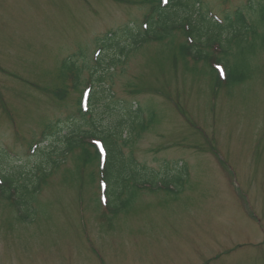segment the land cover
<instances>
[{
    "label": "rangeland",
    "instance_id": "obj_1",
    "mask_svg": "<svg viewBox=\"0 0 264 264\" xmlns=\"http://www.w3.org/2000/svg\"><path fill=\"white\" fill-rule=\"evenodd\" d=\"M201 1L223 48L206 45L209 60L182 55L183 28L173 43L132 47L121 30L137 31L149 0H0V167L20 170V185L42 180L21 207V189L0 194V264H264V0ZM238 9L248 22L231 26ZM114 33L122 53L107 49ZM215 58L231 68L229 85L216 84ZM79 67L82 83L73 87L68 73ZM92 72L94 80L109 74L92 81L93 92L105 88L115 101L95 109L100 129L122 119L130 135L125 108L144 110L123 147L140 165L107 208L98 203L97 162L83 160L81 148L62 156L60 134L40 140L49 123L70 132L74 115L89 127L76 111ZM50 146L64 159L44 180L36 154Z\"/></svg>",
    "mask_w": 264,
    "mask_h": 264
},
{
    "label": "trees",
    "instance_id": "obj_2",
    "mask_svg": "<svg viewBox=\"0 0 264 264\" xmlns=\"http://www.w3.org/2000/svg\"><path fill=\"white\" fill-rule=\"evenodd\" d=\"M199 6H201L200 0H170V3L164 6H162L160 0H149V10L145 19L149 25V28L147 30H142V28H140L138 29V31H133L130 26H128L123 30V35L129 37L131 41L130 44L132 46H140L143 45L144 42L149 41L169 40L171 43H173L175 31L179 28L184 29V25L187 23L192 26L191 31H184V34L196 38V43L190 44L188 42H183L180 46V51L182 55L186 57L195 51L194 55L196 59L205 58L208 60L210 59V54L205 51V49H202V47L206 46V44L210 45V43L218 42L220 38L215 37V32H213L214 34L212 33V30H214L215 28L213 27V25L208 24L210 23V21L204 13H201V8L199 9ZM227 19H231L229 15H227ZM246 23L247 21L245 19L244 14L242 13V11H238L236 14V23L231 24V26L238 24L245 25ZM221 30L222 32H219L217 34V36L219 37L224 34L225 28H220L218 31ZM110 38L111 39H108L107 41L108 48H113L115 49V51L119 50V52H123V50L126 49L124 46L121 47L120 37ZM217 61L224 63L226 67H229L227 61H223L222 59H217ZM116 63L117 61L116 59H114L111 61L110 65H116ZM229 70L231 71L230 67ZM213 72L215 73V76L218 77L216 81L220 83L219 75H217L214 70ZM70 73L74 74V80H72L75 84V87H78V85H80L81 83V68L79 67L76 70V73ZM108 76V73H99L95 81H97L98 83L106 82ZM91 77L93 78V74H91ZM226 82L229 85V75ZM233 82H237L236 77L233 79ZM106 92L107 91L105 88H102V90H94V92H92L91 110L89 112H84L82 110L81 99H79L78 112L80 113L82 118L88 120L87 124H89V127H87L86 129H83V125H81L80 122L76 121L75 116H73L72 118V127L70 129V132L61 134L62 130H54L52 125H49L47 129H49L50 132L59 130L57 131L58 133L55 132L53 134H60L61 138L65 139V146L60 151V154L62 156L66 155L70 151H73L74 149L81 148L83 151L81 158L83 160L87 159L90 161L97 162L98 167L100 164L99 152L94 143L89 142L88 139L97 138L101 139L105 143L108 153L106 162V179L109 183L108 195L109 197L113 198L112 203H114V201H116L120 196V184L123 183L124 185H127L129 178H132L131 167L137 165V162L133 156L125 155L123 147L128 146L132 142V133L137 128V124L139 125L142 109H128L123 107L126 109L125 112L128 116V119L131 121L129 127L130 135H124L125 131L123 129V125L125 120L122 119L119 121L118 126L116 127L100 129L98 126V122H96L95 120L94 112L97 106H99L100 102L103 100V98H109L111 100L113 95L109 91L108 95L106 96ZM111 102L115 101L111 100ZM106 108L112 113L115 112L114 114H119V112L113 110L111 105L109 104L106 106ZM152 122L153 121L150 120V124H152ZM147 128V126H141L139 129L143 131ZM37 155L41 158V162H45V164L38 165V170L41 169V171L44 173L43 178L45 179L48 177V175L51 174L53 169L60 166L62 160L64 159H57V156L59 154H56V151L52 146L42 148ZM120 164L124 166L120 169L121 173H119V171L117 170V167ZM18 172H20V170H12L11 173L3 175L4 179L8 182V184L11 185L9 189L3 190L4 194L7 197L10 196V193L7 194V192H9V190L13 187V183L18 182V177L17 179L14 178V173H17V175H19ZM79 177L83 180L82 171L79 173ZM23 182L24 183H22L21 185L18 184L17 186L18 189L22 190L20 201H18L19 204L24 203L23 198L26 195L29 196L32 193H36L40 189V185H36L35 180H32L29 177L26 178ZM29 186H31V188ZM117 212L118 208H115L114 213Z\"/></svg>",
    "mask_w": 264,
    "mask_h": 264
}]
</instances>
